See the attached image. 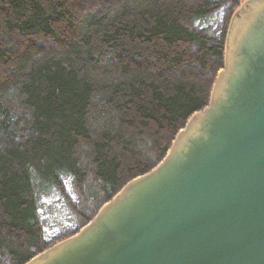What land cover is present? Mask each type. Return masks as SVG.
Instances as JSON below:
<instances>
[{
  "label": "trees",
  "instance_id": "trees-1",
  "mask_svg": "<svg viewBox=\"0 0 264 264\" xmlns=\"http://www.w3.org/2000/svg\"><path fill=\"white\" fill-rule=\"evenodd\" d=\"M246 0H0V264H26L154 169Z\"/></svg>",
  "mask_w": 264,
  "mask_h": 264
},
{
  "label": "water",
  "instance_id": "water-1",
  "mask_svg": "<svg viewBox=\"0 0 264 264\" xmlns=\"http://www.w3.org/2000/svg\"><path fill=\"white\" fill-rule=\"evenodd\" d=\"M26 264H264V0L232 15L209 104L165 158Z\"/></svg>",
  "mask_w": 264,
  "mask_h": 264
}]
</instances>
